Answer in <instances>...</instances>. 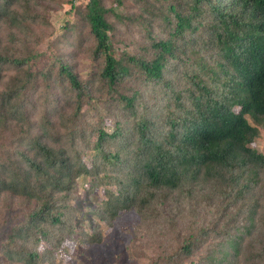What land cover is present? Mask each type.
<instances>
[{"label":"trees","instance_id":"1","mask_svg":"<svg viewBox=\"0 0 264 264\" xmlns=\"http://www.w3.org/2000/svg\"><path fill=\"white\" fill-rule=\"evenodd\" d=\"M134 1L139 15L124 16L104 8L101 0H87L77 7L81 21L73 26L74 32L64 34L70 22L65 19L61 23L58 37L62 47L77 29L80 36L85 31L89 37L85 77L68 61L71 52L57 54L52 67H33L35 58L29 52H18L12 46L16 43L12 38L16 37L9 33L12 28L28 31L26 21L31 10L24 4L20 14L9 0H0V31L8 23V37L12 36L5 43L0 37V127L6 133L8 124L13 123L19 129V138L22 136L18 141L30 142L38 157L37 162L26 160L28 168L22 178H0V194L9 186L22 188L31 199L47 190H68L73 175H92L94 184L105 181L106 176L90 172L84 165L75 167V159L65 155L64 147L57 149L45 143L44 128L36 132L32 127L35 115L30 111L35 107L42 111V127L53 126V117L66 118L65 114H70L72 124L68 118L65 120L69 124L66 140L76 142V146L81 139L89 141L92 148L88 156L95 154L93 171L100 173L102 167L109 168L111 182L116 181L119 189L105 194L102 211L108 217L128 210L135 202L143 209L166 194L188 199L199 183L210 179L229 189L236 187L235 196L243 194L248 187L241 175L244 169L253 172L256 183L257 174L264 170V153L251 145L258 130L247 117L264 123V0ZM107 15H113L115 21H108ZM116 21L140 24L146 42L121 48L117 54L114 48L120 42L112 38ZM159 32H164L163 36ZM38 74L40 83L51 89L46 98L40 97ZM157 87L162 89L160 95L153 94ZM147 94L158 100L162 97L165 106L160 107V117L151 116L145 103ZM103 95L110 99L109 109L117 116L114 119L112 113L105 116L99 109ZM86 108L95 110L93 122L82 124L85 117L78 116L86 115ZM82 125L89 129L87 138H83ZM107 140L117 141L115 151H103ZM40 184L44 186L39 190ZM45 211L46 205L37 201L27 221L15 225L8 239L16 242L30 238V234L35 243L49 239L40 226ZM246 213L245 217L237 213L231 226V220L218 219L221 224L215 234L219 248H212L207 255L204 250L197 264H229L230 255L222 254L228 248L236 251L238 233L248 234L254 207H247ZM50 219L51 225L61 222L58 216ZM205 228L184 239L178 247L179 256L188 255L190 245L208 235ZM35 255L34 251H26L24 260L30 262Z\"/></svg>","mask_w":264,"mask_h":264},{"label":"rangeland","instance_id":"2","mask_svg":"<svg viewBox=\"0 0 264 264\" xmlns=\"http://www.w3.org/2000/svg\"><path fill=\"white\" fill-rule=\"evenodd\" d=\"M86 1L9 0L10 6L20 14L23 12L24 4L31 10L30 12L25 8L27 13H31L26 21L28 31L24 33L21 28L9 29V33L16 37L12 38L16 41L12 46L16 47L18 52L31 53L35 58L34 62L31 61L35 68L52 67L57 54L71 52L72 59L68 61L75 64V71L80 75L85 76V72L87 75L90 41L85 31L81 32L83 35L80 36L77 29L76 34L68 38V43L63 47L59 38L61 36L58 37V29L60 30V25L64 24L65 19L70 22V25L64 30V34L74 32L73 26L81 21V17L76 14L79 10L77 7L83 6ZM101 1L104 8L111 9L114 13L124 16L132 13L139 15L138 4L134 0ZM107 18L111 23L115 21L113 15H107ZM7 26L8 23L6 28L2 27L0 31L3 43L10 42L12 37H8ZM114 27L115 33L112 38L120 42L114 48L117 54L122 52L121 48L134 47L140 42H146L144 28L140 24L127 25L125 22L122 24L116 21ZM163 34L164 32H159V36ZM64 36L67 37V35ZM50 42L52 46L49 45ZM77 42H80V45ZM37 77V86L41 90L40 97L46 98L48 90L51 91V89H47L40 83L41 74ZM165 77L170 78L169 75ZM49 82L51 83V80ZM161 91L162 89L157 87L153 94L160 95ZM54 93L57 94V91L55 90ZM31 98L35 99V95L32 94ZM102 98L105 103H102L99 109L106 116L109 112L112 113L111 107L109 109L110 99H105L106 95ZM159 99L162 101L150 94L146 96L145 103L151 109V116L160 117L161 115L160 107H164L165 104L162 97ZM56 105H59V101ZM85 111L87 114L78 116V119L84 116L82 124L93 122L91 115L95 113V110L86 108ZM234 111L237 113L239 107H234ZM30 113L35 115L34 122H32L35 131L44 128V141L47 145L57 149L60 146L64 147L65 155L75 159L77 163L75 167L84 165L90 172L106 176V178L103 183L97 181L94 184L92 175H73L72 186L68 190H47L37 194L33 199L23 194L22 188L15 189L9 186L0 194V264H197L204 250V255H207L212 248H219L216 242L218 236L215 234L216 228L221 224L218 219L231 220L228 223L231 226L238 216L237 213L245 217L246 208L249 206L254 207L255 213L249 215L252 219L248 234H237L235 254L228 248L222 255H230L229 264H264V212L262 211L264 170L257 174L256 183H254L253 172L250 169H244L241 175L243 180L247 179L248 187L243 191L245 193L237 196L234 191L236 187L229 189L221 182L210 179L199 183L192 192V196L189 194L188 199H178L176 196L166 194L164 197H158L157 201H152L143 209H139L135 202L128 210L111 218L102 211L103 200L106 193L111 190L116 192L119 188L115 184L116 181L111 182L108 167H102L103 172L100 173L93 171V155L95 154L91 153V156H88L92 143L81 139L79 145L76 146V142L66 140L69 124H72L70 114H65L66 118L53 117V126L42 127L41 116H39L42 113L40 108H32ZM111 117L114 119L113 117L117 116L112 113ZM67 118L69 124L65 121ZM247 119L250 125L258 130L251 145L264 153V123H255L250 117ZM8 127L9 130L7 129L6 133L2 132V126L0 127V178L16 181L23 177V171L27 172L26 160L37 162L38 157L35 156L36 148L30 142L18 141L22 137L18 136L19 129L13 123H9ZM164 127L168 128L167 125ZM82 128L83 138H87L89 129L84 128L83 125ZM30 131L31 134L36 135L32 129ZM116 144L117 141L107 140L103 151L105 150L106 153L115 151ZM77 156L80 159H76ZM20 167L23 169H19ZM242 179L239 181L245 183ZM30 181L33 182V179L31 178ZM43 186L40 184L38 189L40 190ZM223 190L230 194H225ZM37 201L39 205H46L45 219L40 226L48 232L49 239H38L35 243L33 234H30V238L17 239L16 242L8 239L15 225L27 221V216ZM53 216H58L61 222L51 225L49 221ZM47 219H49L47 223L50 226L45 222ZM202 227H206L204 231H207L208 235L192 243L188 255L179 256L178 247L184 244V239L196 235ZM225 243L227 242L224 241V247L227 246ZM26 251H34L36 254L35 258L29 260L30 262L24 260L23 255ZM246 257L249 258L248 261Z\"/></svg>","mask_w":264,"mask_h":264}]
</instances>
